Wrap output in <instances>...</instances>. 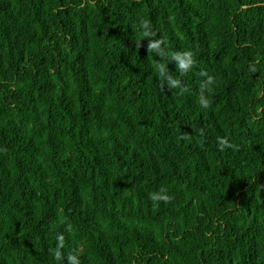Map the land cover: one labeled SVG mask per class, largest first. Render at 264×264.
<instances>
[{
    "label": "trees",
    "instance_id": "16d2710c",
    "mask_svg": "<svg viewBox=\"0 0 264 264\" xmlns=\"http://www.w3.org/2000/svg\"><path fill=\"white\" fill-rule=\"evenodd\" d=\"M57 232L80 264H264V0H0V264H63Z\"/></svg>",
    "mask_w": 264,
    "mask_h": 264
},
{
    "label": "clouds",
    "instance_id": "9594fccd",
    "mask_svg": "<svg viewBox=\"0 0 264 264\" xmlns=\"http://www.w3.org/2000/svg\"><path fill=\"white\" fill-rule=\"evenodd\" d=\"M142 31L139 32L140 39L147 40V51L153 53L158 57H166V62H161L155 65V70L158 74V79L160 80V87L167 86L168 89L178 88L181 91L186 89L182 86L181 81L174 77L172 74L166 71V63L169 61L174 62L175 68L180 73L188 72L192 69L195 61L193 52L190 49H185L182 51H175L171 53H166L162 48V38L158 37L155 31L152 29L149 21L143 20L140 24ZM136 41L139 45V41ZM254 67H249V72H255ZM200 76L204 79L200 82L201 94L199 96V104L202 108H207L209 106L210 100L203 94L204 90H211L214 83L213 76L209 75L205 71L200 72ZM219 145L224 146L225 141L223 139L219 140ZM150 198L153 200H167L169 197L166 194V190L159 189L149 194ZM66 231L71 232V227L66 225ZM65 246V236L62 232H57L55 235V246L52 249V255L55 260L62 261L63 264H80L78 253H63L62 249Z\"/></svg>",
    "mask_w": 264,
    "mask_h": 264
}]
</instances>
